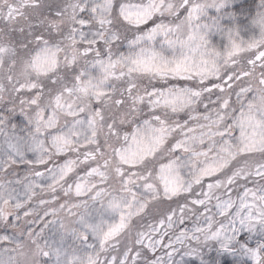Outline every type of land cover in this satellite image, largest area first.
I'll return each instance as SVG.
<instances>
[{
  "label": "snow or ice",
  "instance_id": "6c2138e0",
  "mask_svg": "<svg viewBox=\"0 0 264 264\" xmlns=\"http://www.w3.org/2000/svg\"><path fill=\"white\" fill-rule=\"evenodd\" d=\"M233 3L0 0V264H264V0L248 39Z\"/></svg>",
  "mask_w": 264,
  "mask_h": 264
},
{
  "label": "rangeland",
  "instance_id": "374dc122",
  "mask_svg": "<svg viewBox=\"0 0 264 264\" xmlns=\"http://www.w3.org/2000/svg\"><path fill=\"white\" fill-rule=\"evenodd\" d=\"M251 0H234V3L230 5L231 11L235 12V17L234 18H229L226 17L225 20L226 22L231 26V25H236L239 27L241 30V35L243 38L248 39L250 33L245 30L246 25L249 23L247 16L248 13L243 11L242 8L246 4H250ZM258 3V0H257ZM212 13L210 12V15ZM254 14V10H253ZM258 29H256V33L258 34ZM213 43L215 44H223L224 46H227V38L226 36H221L219 34L213 36ZM17 119H20L19 116H17ZM211 178H205V183L209 182ZM251 186V184L249 185ZM190 223V222H189ZM253 244H255V240L252 241ZM211 252H215V249H210ZM225 264H252V261L250 259L240 257L238 255H233L230 253H222L221 254ZM185 264H200V260L197 258L193 257H185ZM220 264V262H218Z\"/></svg>",
  "mask_w": 264,
  "mask_h": 264
},
{
  "label": "trees",
  "instance_id": "16d2710c",
  "mask_svg": "<svg viewBox=\"0 0 264 264\" xmlns=\"http://www.w3.org/2000/svg\"><path fill=\"white\" fill-rule=\"evenodd\" d=\"M219 262V261H218Z\"/></svg>",
  "mask_w": 264,
  "mask_h": 264
}]
</instances>
